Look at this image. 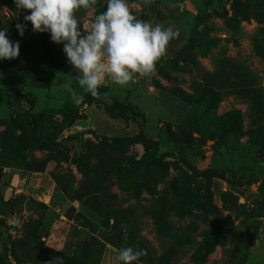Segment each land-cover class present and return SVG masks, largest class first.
Returning a JSON list of instances; mask_svg holds the SVG:
<instances>
[{
    "label": "rangeland",
    "instance_id": "obj_1",
    "mask_svg": "<svg viewBox=\"0 0 264 264\" xmlns=\"http://www.w3.org/2000/svg\"><path fill=\"white\" fill-rule=\"evenodd\" d=\"M156 1L184 44L97 98L0 0V264H264V0Z\"/></svg>",
    "mask_w": 264,
    "mask_h": 264
},
{
    "label": "clouds",
    "instance_id": "obj_2",
    "mask_svg": "<svg viewBox=\"0 0 264 264\" xmlns=\"http://www.w3.org/2000/svg\"><path fill=\"white\" fill-rule=\"evenodd\" d=\"M96 2L13 0L18 11L27 10L15 24L18 35H23L29 23L34 33H47L51 42L62 45L67 63L77 72V83L82 91L100 98L98 88L106 77L116 85L125 86L134 74H151L169 41L178 37L179 29L172 24H151L137 19L130 13L126 0H105L104 11L95 15L82 34L74 11L92 7ZM18 53L19 42L8 38L7 28L0 29V60L14 59ZM103 97L107 98V93ZM71 98L77 105L83 100V96L76 93H72ZM123 231L126 238V229ZM143 255V249L121 247L116 259L122 264H134Z\"/></svg>",
    "mask_w": 264,
    "mask_h": 264
},
{
    "label": "crops",
    "instance_id": "obj_3",
    "mask_svg": "<svg viewBox=\"0 0 264 264\" xmlns=\"http://www.w3.org/2000/svg\"><path fill=\"white\" fill-rule=\"evenodd\" d=\"M139 16L140 20L149 22L151 24L160 23L165 26L172 24L175 28L179 29V35L176 39L170 40L165 54H172L176 52L185 42L186 36L183 31L174 24L168 17H166L163 8L157 3L156 0H139Z\"/></svg>",
    "mask_w": 264,
    "mask_h": 264
},
{
    "label": "trees",
    "instance_id": "obj_4",
    "mask_svg": "<svg viewBox=\"0 0 264 264\" xmlns=\"http://www.w3.org/2000/svg\"><path fill=\"white\" fill-rule=\"evenodd\" d=\"M39 34V38L41 43L43 44V46H45L47 48V51L50 53L51 52V46H52V42L49 39V35L47 33H38ZM2 90V89H0ZM3 93L9 94L7 91H3ZM105 110L106 112L112 116V117H120L123 114L122 113H117L115 112L110 106L106 105L105 106Z\"/></svg>",
    "mask_w": 264,
    "mask_h": 264
}]
</instances>
